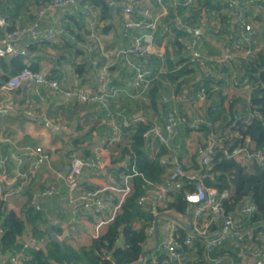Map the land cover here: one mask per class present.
<instances>
[{
	"label": "trees",
	"instance_id": "1",
	"mask_svg": "<svg viewBox=\"0 0 264 264\" xmlns=\"http://www.w3.org/2000/svg\"><path fill=\"white\" fill-rule=\"evenodd\" d=\"M82 1L86 0L79 2ZM47 2V0H0V15L7 22L3 32L40 21L37 12ZM97 3L101 11L108 12V5L103 0ZM169 9L170 16L160 23L154 35L157 37L156 33L161 28L163 35L169 33V37H172L171 44L175 46L178 57L171 59L167 56V60L165 59L162 64V59L155 53L139 51L134 55L139 57V65L142 67L151 68L156 72L163 65L165 71L159 73L153 80H148V86L139 95L126 94L128 97L123 101V106L118 108L130 119L135 115L131 109V106H134L135 110H141L143 116L148 119L146 122L131 123L122 127L121 138L126 141L117 143L120 152L117 158L128 156L129 163L119 168L124 176L129 174L130 190L120 202L114 217L106 223L104 231L92 237L88 244L75 249L64 242L63 252L59 243L54 241L47 231L45 212L36 209L32 198L20 215L8 210L5 202L0 200V264H6L8 257L16 252L25 255L21 264H137L142 252L153 238L152 235L147 234V229L151 226L155 227V217L161 213L190 217L191 220V228H188L185 222H179L174 227L172 234L179 243L177 250L180 256L173 259L170 262L172 264H239L243 257L255 256L256 249H261L263 246L264 160L262 162L258 156H254L243 163L232 153L235 149L242 148L264 153V29L262 32L257 31L258 33L254 31L252 35L253 47H257L252 55L233 53V55L240 53L242 67L239 71H233L232 67L228 66L231 62L229 60L225 63L213 62L210 72L204 73L200 63L189 57L186 50V43L192 33L188 29L177 30L173 26L174 19L180 17L190 29L202 23L204 29L198 47L201 54L205 57L221 55V50H216L219 47L211 46L209 40L216 38L221 47L229 45L233 39L241 38L242 33L240 23L230 15L228 1L196 0L184 5L180 0L177 7ZM256 18L254 22L257 23ZM69 31L72 32L71 29ZM136 32L132 34L133 37ZM71 37L76 41L81 40L75 33ZM46 42L49 41L38 44L42 45ZM27 48L29 49V45ZM239 55L236 57L239 58ZM103 58L108 59L104 53ZM130 59L132 65L126 64L135 76L137 63L132 57ZM9 63L14 70L13 73L25 66L22 58L19 57H9ZM30 67L37 70L31 65ZM76 71L82 73L80 65L76 67ZM10 74H0V79L5 81ZM47 78L55 79L48 76ZM228 79L238 83L245 80L244 86L247 91L245 111L244 108L236 109L234 106L238 100L227 92L224 93L220 86L216 87L220 82ZM185 88L192 95L211 98L204 113L194 112L203 119L196 130L188 127V122L194 114L185 110L182 103L179 106L176 104L178 100L174 103L162 102L164 95L172 93L182 99V91ZM118 89L115 98L119 96L121 98V94L123 95V90ZM97 92L101 94V91L97 90ZM74 101L98 103L96 100L82 101L75 98ZM113 101V98H108V108L102 107L107 109V115L114 116L120 123L123 118L121 115H116L115 110L112 109ZM239 102L243 104V101ZM169 110H174L180 117L185 118V121L176 126L173 135H169L165 130L166 113ZM186 131L187 133L202 132L204 140L198 141V144L203 145L213 140L214 147L208 166L202 163L196 148L191 156L189 168L172 149L171 139L178 138ZM162 133L168 138L167 144L161 139ZM174 156L179 159L185 172L201 173V179L206 186L213 187L218 192L227 191V196L222 200L225 211L220 217L213 220L209 210L193 217V208L185 195L196 189L197 181L185 176L181 178L178 189L167 193L168 201L163 205L153 206L147 201L150 195H153L152 191L167 182L173 170L170 161ZM140 198L145 199L141 201ZM249 204L256 205L254 210L242 212L241 209ZM227 216L233 219L229 234L218 245H208L209 239L220 233L223 218ZM197 227L204 229L205 234L198 232ZM248 230L252 231V234H247ZM27 231L38 242V248H32L23 242L22 237ZM236 234H242V237L238 238ZM187 237L190 238V243L185 242ZM150 255L155 259L154 262L149 259ZM169 259L167 251L158 249L150 253L143 264H168L163 260Z\"/></svg>",
	"mask_w": 264,
	"mask_h": 264
},
{
	"label": "crops",
	"instance_id": "2",
	"mask_svg": "<svg viewBox=\"0 0 264 264\" xmlns=\"http://www.w3.org/2000/svg\"><path fill=\"white\" fill-rule=\"evenodd\" d=\"M97 1L99 0H86L47 11L40 19L39 27L57 30V36L42 45L33 44L30 38H26V42H29L28 61L33 68L57 79L62 90L82 88L101 91L106 85H115L122 89L121 98H115L117 95L113 97L112 109L117 112L128 97L126 94L134 90L135 76L133 71L128 69L123 54L105 60L103 53L126 49L133 40L132 34L138 32L139 28L128 29L124 26L125 20L130 16L126 17L123 7L129 0H103L108 5V12L101 11ZM143 5L148 7L151 16L160 19V23L170 16V7L163 10V6L155 3V0H143ZM132 18L138 20L139 14L136 13ZM74 33L81 40L72 38ZM163 34V29H159L154 44L147 47L148 53L159 52L163 61L167 60V56L171 59L178 57L175 46L170 41L172 37H169V33ZM209 43L213 47H219L216 50L219 49L221 54L223 53L224 46L220 47L216 38L209 40ZM88 44L93 46L92 51L87 50ZM237 55H233L228 65L233 71H239L242 67L241 56L237 58ZM133 61L139 64V57L134 56ZM78 65L81 66L82 73L76 71ZM13 72L9 57L1 58L0 74ZM3 82L0 79V100L7 101L8 106L0 110V200L5 202L8 210L20 215L32 198L38 201L40 209L46 214V228L51 224L53 233L63 237V241L72 248L88 244L96 230L99 233L104 231L106 224L98 226L99 221L112 216L126 189L124 177L127 175L121 174L119 167L129 163L128 156L117 158L120 156L117 143L126 141L121 138L122 120L118 123L114 116L107 115V109L99 102H75L74 99H67L62 92L52 91L44 85L32 89L22 86L16 90L5 91L2 88ZM218 86L224 93L227 92L238 100L234 106L236 109L244 108L245 111L247 91L243 82L228 79L216 87ZM239 101H243V104ZM209 102L211 98L192 95L185 88L182 91V99L176 104L180 106L182 103L185 110L194 114L195 111L204 113ZM131 109L135 114H142V111L135 110L134 106H131ZM60 125L67 128L63 129ZM164 139L167 144L168 138ZM202 140V132H182L178 138L171 139L172 149L189 168L195 146ZM27 145L42 147L44 153L50 156L49 160L33 168L31 160H27L26 155L22 153V148ZM75 153L83 157L97 155L103 161V167L81 169L78 175L79 186L74 192L80 199L98 193L106 205L101 214H94L83 208L75 210L69 201L70 192L60 175L67 172ZM241 157V161L246 163L245 157ZM49 186L55 187L52 194H41ZM37 194L39 196L35 198ZM147 201L153 206H161L168 201V194H153ZM155 218L153 238L147 248L156 243V225L159 236L156 250L160 249L162 241L171 235L177 223L185 222L186 226L191 228L190 217L161 213ZM30 234L27 231L25 236L29 237ZM261 249L264 250V242Z\"/></svg>",
	"mask_w": 264,
	"mask_h": 264
},
{
	"label": "built area",
	"instance_id": "3",
	"mask_svg": "<svg viewBox=\"0 0 264 264\" xmlns=\"http://www.w3.org/2000/svg\"><path fill=\"white\" fill-rule=\"evenodd\" d=\"M81 0H50L45 5H43L39 11L37 12L38 18H42L47 11L50 9H59L64 8L71 4H76ZM180 0H155V3L162 5L163 10H165L167 7H177ZM184 5L191 4L192 2L196 0H182ZM228 6L231 10L230 15L240 23V27L242 29L241 38H236L231 40L232 42L229 45H224L222 48L223 53L221 55H211V56H203L199 50V45L201 44V36L203 33V24H198V26L194 27L193 29H190L180 17H175L174 19V27L177 30L182 29H188L191 31L192 36L189 38V40L186 43V50L188 53V56L192 59H195L198 61L201 65V70L204 73L210 72V68L212 67L213 62L217 63H225L226 61H229L233 57V53L240 52L244 56L246 55H252L256 48L253 47L252 43V35L254 34V19L253 16L256 15L257 12L262 14V17L264 19V0H227ZM124 14L126 15L127 20L124 22V26L126 28H139L138 32H136V35L133 37V40L131 44L122 51H110L105 52L104 55L106 58H112V57H120L121 54L125 56L126 63L128 65H132V60L130 59L134 55H137V53L140 52H148V46L154 44L155 40V32L160 25V19L154 18V16H151L150 10L148 7L143 5V0H129L127 4L123 7ZM138 13L141 15L142 18L135 20L132 17ZM202 22V20H200ZM6 19L0 15V59L5 57H19L22 58L25 66L20 69L19 71L12 73L8 76V78L3 82L2 88L5 89V91L10 90H16L22 86H26L29 89L36 88L40 85H44L51 89L52 91H60L63 93V95L67 99H78L82 101L87 100H96L99 103H101L102 106L108 108V102L107 99L113 97V95H116L118 92V88H116L114 85H110L104 88V90H101V94H98L99 92H94L91 89H82V88H76V89H69V90H62L61 85L57 79H48L46 74L39 70H33L30 67V63L28 61L29 57V50L27 46L29 45V42H26V38H30V42L33 44H38L43 41H51L56 36L58 31L53 29H41L39 27V21L30 24L28 26L23 27H15L11 31H4V26L6 25ZM232 37V35H231ZM87 50L92 51L93 46L91 44L87 45ZM155 54L159 55V57L162 59V56L159 52H155ZM163 61V59H162ZM164 64V61L162 62ZM165 71V68L163 65L158 68L156 72H153L151 68H144L142 65L137 64L136 66V75L134 79V90L129 92L127 95L130 96H137L139 93L143 90H145V87L148 86V80H153L158 76L159 73ZM243 84H245V80L243 81ZM91 93V95H90ZM201 96V95H200ZM199 96V97H200ZM180 97L175 94H169L164 95L162 97V102H168L172 101L173 103L179 100ZM8 106L7 101L0 100V110L6 108ZM123 113V114H122ZM123 118L122 121V127L129 126L131 123H139V122H146L147 117L143 116L142 114H135L130 119H125V114L123 111L119 113V115ZM167 117V123L165 125L166 133L169 135H173L176 131L175 128L178 124L185 121L184 117H180L177 112L174 110H169L166 113ZM249 119V116H248ZM203 122V119L201 115L194 114L191 118V121L188 122V127L191 129L196 130L198 125ZM61 128L66 129L67 127L65 125H60ZM163 139L164 142L165 139ZM214 142L213 140H209L208 142H205L202 144H197L195 146L197 152L200 155V159L202 163L206 166L209 165V162L211 161V154L213 152ZM240 152V153H239ZM22 153L26 155L27 160H31V165L33 168H37L40 164L46 162L49 160L50 156L47 153H44L42 147H32L30 145H27L22 148ZM238 155H244L246 161L252 159L254 156H258L259 159L263 162L264 160V153L261 151H247L245 148L242 149H235L233 151V156H236L238 158ZM242 153V154H241ZM165 161H168L165 159ZM170 163L173 165V170L167 180V182L160 186L158 189L152 191V194H158L160 196H163L165 193H168L171 190L178 189L181 185V178L187 177L192 180H196V189L193 192H189L185 195L186 200L191 204L193 208V215L196 217L203 213L204 211L209 210L211 213V218L217 219L220 217L225 209L222 203V200L227 196V191L218 192L217 189L213 187H208L205 185L204 181L201 179L202 174L197 172H185L183 167L180 165L179 159L174 156ZM84 167H92V168H100L103 167V161L100 157L97 155L95 157H83L79 155L78 153H75L71 158L70 166L65 174H61L60 176L64 179L67 188L70 192L69 194V201L73 204V208L75 210H79V208H83L86 211H91L94 214H101L104 209L106 208L105 202L102 197L98 193H92L89 196L82 197L80 199V196H76L74 192L79 186V180L78 175L82 168ZM126 185V189L124 192L123 197L129 192L130 190V180H129V174L124 177V186ZM54 186H49L46 189L43 190L41 194L43 195H51L54 191ZM39 194L36 195L35 198H37ZM147 198V197H145ZM145 198H140L141 201H143ZM123 199V198H122ZM122 201V200H121ZM120 201V202H121ZM120 202L117 206V209L120 205ZM33 205L36 207V209H40V206L38 204V201L34 200L32 201ZM255 204H249L241 209L242 212H251L255 208ZM116 209V211H117ZM116 211L110 216L107 220H101L98 223V226H100L103 223H107L110 221ZM222 227L220 233L214 237L209 239L208 245H218L221 243L226 236L230 232V228L233 225V219L231 216H227L223 218ZM198 232L201 234H205L204 229L196 228ZM1 231V229H0ZM100 233L98 230H96L94 237L98 236ZM147 234L151 237H153L154 234V227L151 226L147 229ZM247 234H252V231L248 230ZM238 238L242 237V234H236ZM23 242L25 245H28L32 248H38L39 244L34 240V238L31 237V234L29 237L23 236L22 237ZM186 243H190L191 240L189 237H187ZM179 247L178 241L174 238L173 234L170 235L169 238L162 241L160 249H164L169 253V260H163L164 262L168 264H172L170 262L173 261V259H176L180 256V252L177 250ZM255 256H262L263 251L259 252V249H256ZM154 262L155 259L150 255L149 259ZM25 259V255L22 252H16L8 257V261L6 264H21L23 260ZM255 264H262L261 260H257Z\"/></svg>",
	"mask_w": 264,
	"mask_h": 264
},
{
	"label": "rangeland",
	"instance_id": "4",
	"mask_svg": "<svg viewBox=\"0 0 264 264\" xmlns=\"http://www.w3.org/2000/svg\"><path fill=\"white\" fill-rule=\"evenodd\" d=\"M257 17V18H256ZM253 19H254V21H255V18H256V21H257V23L256 22H254L255 24H254V27H255V32H262L263 31V29H264V26H263V24H264V19H263V17H262V14L261 13H259V12H257L256 13V15L255 16H253L252 17ZM133 29V28H132ZM257 32V33H258ZM257 43V42H256ZM264 44V43H263ZM262 44V45H263ZM94 92H96L97 93V90L96 91H94ZM90 95H91V93H90ZM116 95H113V97H115ZM113 97H111V98H113ZM117 115H119V113H121V111H117V112H115ZM123 114V113H122ZM125 119H128L126 116H125ZM240 153V152H239ZM239 153H237V155L239 154ZM238 158L240 159V160H243V158L241 157V155H238ZM172 234V233H171ZM170 237V236H169ZM168 237V238H169ZM167 239V238H166ZM165 240V239H164ZM263 249H259V252H261ZM257 260H261L262 261V264H264V251H263V255L262 256H260V257H258V256H252V255H249V256H245V257H243V260H242V262L241 263H239V264H255L256 263V261Z\"/></svg>",
	"mask_w": 264,
	"mask_h": 264
},
{
	"label": "water",
	"instance_id": "5",
	"mask_svg": "<svg viewBox=\"0 0 264 264\" xmlns=\"http://www.w3.org/2000/svg\"><path fill=\"white\" fill-rule=\"evenodd\" d=\"M49 126L52 127L51 124H49ZM162 135H163L164 138H165V137L167 138L166 134L162 133ZM47 228H48L47 230H48V232H49L51 238H52L54 241H56L57 243H59V245H60L62 251L64 252V251H65V245H64L63 237H59V236L55 235V233H53V231L51 230V224H49ZM155 240H156V243H155V245H154L153 247H151V248H146V249L142 252L141 257H140V260H139V262H138L137 264H143L144 261H145V258H146L150 253L154 252V251L158 248V244H159V236H158V231H157V225H156V230H155Z\"/></svg>",
	"mask_w": 264,
	"mask_h": 264
}]
</instances>
